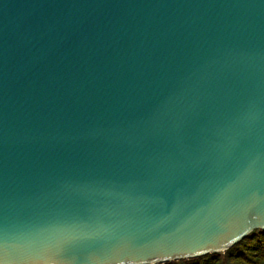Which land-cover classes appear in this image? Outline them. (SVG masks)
<instances>
[{"label": "water", "instance_id": "obj_1", "mask_svg": "<svg viewBox=\"0 0 264 264\" xmlns=\"http://www.w3.org/2000/svg\"><path fill=\"white\" fill-rule=\"evenodd\" d=\"M264 231V0H0V264H164Z\"/></svg>", "mask_w": 264, "mask_h": 264}, {"label": "trees", "instance_id": "obj_2", "mask_svg": "<svg viewBox=\"0 0 264 264\" xmlns=\"http://www.w3.org/2000/svg\"><path fill=\"white\" fill-rule=\"evenodd\" d=\"M164 264H264V231L255 230L225 253Z\"/></svg>", "mask_w": 264, "mask_h": 264}]
</instances>
